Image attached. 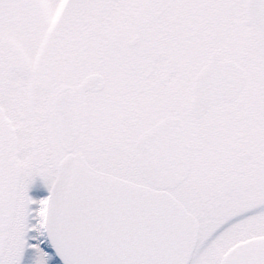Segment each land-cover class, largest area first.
<instances>
[{"label":"snow or ice","instance_id":"obj_1","mask_svg":"<svg viewBox=\"0 0 264 264\" xmlns=\"http://www.w3.org/2000/svg\"><path fill=\"white\" fill-rule=\"evenodd\" d=\"M0 264H264V0H0Z\"/></svg>","mask_w":264,"mask_h":264}]
</instances>
